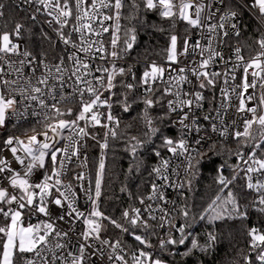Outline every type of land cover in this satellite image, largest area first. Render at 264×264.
Listing matches in <instances>:
<instances>
[{
    "label": "snow or ice",
    "instance_id": "6c2138e0",
    "mask_svg": "<svg viewBox=\"0 0 264 264\" xmlns=\"http://www.w3.org/2000/svg\"><path fill=\"white\" fill-rule=\"evenodd\" d=\"M25 3L38 5L36 11L43 10L51 18L46 22L49 26L55 25L53 30L64 45V54L50 64L46 55L38 58L26 47L22 48L19 43L25 28L22 23H15L11 30L0 31V129L6 130L9 124L15 127L16 121L28 116L33 104L44 113L46 121L42 132L26 139L9 134L0 142V264H88L89 257L104 255L96 241L111 249L107 257L110 262L129 264L125 258L129 253L125 252L120 239L113 242L101 238L104 221L121 233L131 235L143 246L130 253L131 264H165L145 251L152 247L148 235L137 234L141 228L147 233L152 227L149 220L157 219L152 204H145V200L168 203L167 189L184 187L183 182L171 179V161L164 158L163 152L173 157L184 156L187 176L207 156L201 149L206 144L209 149L215 148V142L208 144L211 141L208 135H198L194 141L196 147H192L186 137L188 133L202 131L197 112L203 108L205 91L216 90L218 86L219 95L213 92L212 96L213 101L218 100V105L202 119L210 122L213 133L225 139L231 137L249 151L247 154L239 150L234 153L239 163L233 166L231 179L224 176L223 165L216 169L220 191H228L223 199L217 195L200 219L214 222L224 218H248L247 208L241 211L230 188L240 172L244 173L247 189L256 194L252 207L264 214V35L255 41L259 50L248 59L239 45L227 59L218 50L221 44L227 43L225 38L230 30L236 37L240 36V9L256 10L264 18V0H246V3L235 5L231 0H208L207 3L205 0H141L140 3L131 0V7L137 11L142 5L146 11L158 12L161 18L187 26L183 38L170 35L165 64L155 61L146 64L136 83L122 79L134 75L131 67L126 69L116 64L123 58L121 53H128L136 40L135 28L125 29L121 24L125 18V0H25ZM4 7L0 3V17L4 16ZM218 13V21L213 22ZM32 19H36L35 15ZM196 32L200 33L198 38H194ZM106 34L110 37L107 42ZM44 36L51 41L46 33ZM66 62L71 66H66ZM238 70H242L239 82ZM118 86L125 91H114ZM137 88L143 93L141 102L145 106L148 129L145 135L150 133L161 140L159 148H152L159 164L150 173L156 178L150 184V193L147 197H139L144 207L125 209L121 214L123 222H120L106 215L99 206L105 171L104 150L109 147V136L117 138L119 119L113 114V106L120 105L125 112L129 111L131 104L136 102L134 92ZM73 97L78 109L75 112L72 108L62 110L59 105ZM156 106L166 109L161 120L167 118L171 126L179 127L178 138L153 127L149 110ZM229 109L240 114L239 123L237 120H232L231 125L225 122L224 115ZM39 114L33 108L32 115ZM169 114H176L177 119L171 121ZM65 116L71 118H62ZM96 127L104 128L105 132L103 142L98 141L101 156L94 191L91 181L88 187L81 183L85 180L83 172L74 176L91 205L85 214L77 206L79 193L71 182L65 183L64 176L73 163L87 166V156L82 153L88 139L96 140V134L89 131ZM131 141L134 143L126 150L135 159L145 142L136 136L131 137ZM5 152L11 154V159ZM258 152L261 155L258 156ZM132 171L130 167L129 172ZM172 173L179 175L174 169ZM187 182L191 184L190 180ZM53 207L59 209V213L54 214ZM159 210L163 215L159 217L158 227L163 228L164 223L175 227L168 218L169 212L162 207ZM181 214L188 217L187 207L181 209ZM34 218L36 222L33 223ZM77 222H82L84 230L75 234L77 239L73 245L72 228L64 230L60 225ZM176 231L180 233L179 239L171 232L166 239H159L161 250L171 251L172 247L185 245L188 240L191 247L183 255L189 256L197 249L207 252L217 242L213 232H209L207 240L201 244L199 239L191 238L192 233L185 232L184 225ZM247 236L249 251L243 256L244 264H264V231L253 226L247 230Z\"/></svg>",
    "mask_w": 264,
    "mask_h": 264
},
{
    "label": "trees",
    "instance_id": "16d2710c",
    "mask_svg": "<svg viewBox=\"0 0 264 264\" xmlns=\"http://www.w3.org/2000/svg\"><path fill=\"white\" fill-rule=\"evenodd\" d=\"M136 2L140 3L141 0H136ZM123 14L125 18L121 20V24L125 29L135 28L136 40L133 48L128 53H121L126 60V64L121 66L126 69L131 67L132 73L136 71L139 75L144 70L145 63L152 61L156 63L164 62L170 35L175 34L174 21L161 18L158 12L146 11L142 5L137 11L131 7V0H125ZM15 23L24 24L25 28L22 31L21 40L23 46L33 55H53L55 51L54 43L44 36L45 33L49 36L48 33L41 26L29 21L23 12L9 8L4 18V31L11 30ZM183 27L181 25L179 29L183 30ZM108 39L110 37L107 35L105 41L107 42ZM130 77L131 75L122 79L127 82ZM117 79L121 78L118 77ZM114 91L123 93L125 90L118 86ZM134 95L136 96V102L131 104L129 111L125 112L120 105L113 106V114L119 119V126L116 128L117 138L112 139L109 136V147L104 150L105 171L99 206L100 210L104 211L106 215L120 222H123L121 220L122 212L139 201V197H145L150 190L152 182L150 173L158 163V158L152 154V148H159L161 144V140L157 136L150 133L145 135L148 129L144 118L145 106L141 102L142 95L136 91ZM68 108H72L75 112L78 106L66 105L62 107V110ZM165 110L160 106L149 110L153 127L160 128L168 136L178 138L179 133L171 126L169 119H160ZM169 115L171 121H173L174 116ZM37 129H40V127ZM89 131L96 134V140H87L90 181L94 191L95 174L101 156L98 141L103 142L105 130L92 128ZM133 136L145 142V147L138 150L135 159L126 150L131 143H134V141H131ZM237 150L249 151V148L242 147L235 140H231L225 145L215 144L214 149L206 148L202 150V152H207V156L204 157L200 165H197L192 172L188 173L179 197V209L173 224L175 225L173 227L174 237L179 239L180 233L176 231V228L184 225L185 232L192 233L191 238L199 239L201 244L205 243L209 232L216 234L217 242L215 246L207 252H201L197 249L194 250L192 255L185 256L183 253L191 247L190 242L186 240L185 245L174 246L171 251L164 250L162 258L164 262L168 264H244L243 256L249 251L247 230L255 226L264 231V214L252 207L251 202L255 197L246 190L243 172L239 173L230 188L237 198L241 211L247 208L248 218H224L214 222L200 219L204 210L217 195H221L222 199L226 197L228 189H225L223 193L220 191L221 186L217 183L216 169L223 165L224 176L231 179L234 175L233 166L237 164L234 159V153ZM257 154L258 156L261 155L260 152ZM197 159H200V157H197ZM193 163L195 164V161ZM130 167L133 169L132 172H129ZM188 180L191 181L190 185L187 182ZM122 188L126 190L121 191ZM185 207L189 210L187 218L181 214V209ZM103 223V236L120 239L126 248V253H129L128 256L134 249L139 248V244L131 235L121 233L107 221Z\"/></svg>",
    "mask_w": 264,
    "mask_h": 264
},
{
    "label": "built area",
    "instance_id": "2783aa9c",
    "mask_svg": "<svg viewBox=\"0 0 264 264\" xmlns=\"http://www.w3.org/2000/svg\"><path fill=\"white\" fill-rule=\"evenodd\" d=\"M205 2L207 3L208 0H205ZM232 4L235 5L236 3H246V0H231ZM0 3L4 4V16L0 17V31H4L3 28V24H4V18L6 15V11L9 8L15 9L18 12H23L26 15V18L33 22L36 23L37 25L41 26L49 35V37H51L53 43H54V52L53 55L51 56H46L47 62H49L50 64H54L57 62V58L64 54L63 53V49H64V45L62 43H60L57 40V36L56 33L53 30V27H55V25L53 26H49V24L46 22L47 20H50L51 18L48 17L46 15V13L41 10L40 12L36 11V8L38 7V5L36 4H28L25 3V0H0ZM207 11V9H206ZM240 18H239V24H240V36L236 37L235 35L232 34L231 30L229 33V36L226 39L227 43L226 44H221L218 47V50L221 51L224 54L225 59H227L231 54H232V50L236 47V46H241L243 48V54L245 56L246 59H248L250 56L255 55L256 51H258V46L255 44V41L257 39L260 38L261 35H264V18L259 16L258 11L253 10V11H248L246 9H240ZM33 15H35L36 19L33 20L32 17ZM218 17H219V13L217 14L216 20H214L213 22H217L218 21ZM183 25V30H180L179 27ZM187 26L183 23V22H175V34H177L178 36H180L181 38H183L186 33H185V28ZM195 31V30H193ZM200 35L199 32H196V36L194 38H198ZM107 38V34L105 36V40ZM182 40L180 42H178V46L179 43H181ZM204 41H202L203 43ZM19 43L23 46V41L20 39ZM36 56V55H35ZM45 55H41V56H37L38 58H44ZM13 59H15V57H13ZM235 59V57L233 56V60ZM186 62V61H185ZM117 66H121L126 64V60L124 59V57L120 60L116 61ZM148 64V63H145ZM157 64H165L164 62H160ZM66 66L70 67V62H66ZM145 69V68H144ZM27 71V69H26ZM133 71H135L133 69ZM143 72V71H142ZM142 72L138 75V73L135 71L133 74L131 75L130 79L127 80L128 83H136V81L139 79V77L141 76ZM242 74V70H238L236 75H237V82H239L240 76ZM37 75H39V71L37 73ZM135 77V79H134ZM14 78V77H9ZM190 87V86H189ZM136 92H138L139 94L143 95L142 90L137 88L135 90ZM66 92H71V89H66ZM213 92H215V94L218 96L219 95V86L216 90H210V91H205V97L206 100L203 103V108L201 110H199L197 112V116H199L201 119L199 121L201 127H202V131L197 134L195 132H191L187 134V140L189 142V144L192 147H196L194 141L196 138H198L199 136H203V135H208L211 137V141L208 142V144L215 142V144L217 145H225L228 144L231 140V137H229L228 139H225L221 136H219L218 133H213L210 127V122L209 121H204L202 119V117L206 114H208L209 112L212 111V109L214 107H216L218 105V100L217 101H213L212 100V96H213ZM257 95H259V89H257ZM86 99L88 98L87 96L85 97ZM171 98V97H169ZM255 102V101H254ZM76 105L79 107L78 103L76 102V98L73 97L71 100L65 101L63 103H61L59 106L62 107L66 106V105ZM33 108L39 112V115H32V110ZM28 116L23 119V120H19L16 121V126L13 127L12 124H9L8 128L5 129H0V142L3 141V139L9 135V134H15L21 138H27L28 136H31L33 134L42 132L45 128V124L46 121L44 119V113L42 111H40V109L33 104L32 108L28 109ZM213 115H215V113H212ZM174 116L173 122L177 119L176 114H171ZM240 114H237L235 112L234 109H229L227 111V113L224 115V119L225 122L228 125H231L232 120H237V123H239V119L238 116ZM114 116H116L114 114ZM64 119H70L67 117H62ZM40 129H37L39 128ZM255 127V126H254ZM96 128H100V127H96ZM103 130H105L104 128H101ZM174 129L179 133L180 136V129L178 126H175ZM208 148V145L206 144L202 149H206ZM245 154H247L248 151H241ZM82 154H86L87 156V166H81L78 163H73L72 165H69V170L66 173V175L64 176V181L65 183L71 182L75 188V190L79 193V200L77 202V206L85 212V214H87V212L89 211L91 205L89 204V202L85 199L84 194H83V190L80 187V184L74 179V176L76 173L78 172H83L85 174V180L81 183H83L84 187H88L89 185V181H90V173H89V156H88V147H86V149L83 150ZM5 155H7L9 157V159H11V154L5 152ZM164 158L169 159L171 161V169L169 170V175L171 177L172 180L176 181L177 183L183 182L185 181L186 175H185V171H184V162H185V158L184 156H179V157H173L172 154L167 153V152H163ZM234 159L236 160L237 164L239 163V161L237 160L236 156L234 155ZM159 164V159H158V163L156 164V166ZM14 167H16V165H13ZM172 169H174L176 172L179 173V175H175L172 173ZM39 175V174H37ZM155 175H152V182L155 180ZM157 183H160V181H156ZM246 182V179H245ZM183 188L180 189H173V188H168L166 191V196L168 198V203H164L162 201H148L147 199L145 200V204L151 203L154 209L153 215H155L157 217L156 220H149V224L152 226L148 229V232L145 233L143 231V229H138L137 230V234H143V235H148V238L152 244L151 248H145V251L147 252H151L155 255L156 258H160L162 259L164 256V250H161L159 248V239L160 238H167V235L169 234V232H171V234L174 236L175 232L173 230V227H170L167 223H164L163 228L158 227V225L161 223L159 217L161 215H163V213L159 210L161 207L164 208L166 211L169 212V217L172 220V224L175 223L176 220V216H177V212L179 209V197L182 193ZM246 190L253 196L255 197L256 194L254 191L248 190L246 187ZM150 193V190L148 191V193L146 194L145 197H147V195ZM174 202V203H173ZM130 207H138V208H143L144 205H141L139 201H137L136 203H134L132 206ZM129 207V208H130ZM128 209V208H127ZM59 209H56L55 207H53V212L54 214L59 213ZM33 223L36 222L35 218L32 221ZM60 227H62L64 230H67L69 227L72 228V232L70 233V235L73 236V245H75L76 243V239L77 236L75 234H78L80 232H82L84 230V226L82 224V222H77L73 225H69L68 223H62L60 225ZM154 233V234H152ZM101 238L102 239H109L112 240L113 242L116 239H111L110 237L107 236H103V230L101 232ZM97 247H102L103 248V252L104 255L101 257L99 255L94 256V257H89L88 258V264H113V262H110L107 257L108 255L111 253V249L108 248L107 246H103L100 244L99 241L95 242ZM138 243V242H137ZM122 245L124 247V244L122 242ZM139 247H143L141 245H139ZM125 252H126V248L124 247ZM73 251H75V247H73L72 249ZM91 251V249L89 250ZM119 251V250H118ZM128 261L129 264H131V256L126 255L125 257Z\"/></svg>",
    "mask_w": 264,
    "mask_h": 264
},
{
    "label": "rangeland",
    "instance_id": "374dc122",
    "mask_svg": "<svg viewBox=\"0 0 264 264\" xmlns=\"http://www.w3.org/2000/svg\"><path fill=\"white\" fill-rule=\"evenodd\" d=\"M254 128H255V127H254ZM165 264H168V263L165 262Z\"/></svg>",
    "mask_w": 264,
    "mask_h": 264
}]
</instances>
